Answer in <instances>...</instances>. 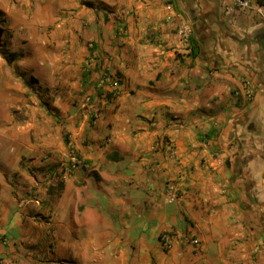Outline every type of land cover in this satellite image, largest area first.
Segmentation results:
<instances>
[{"label": "crops", "instance_id": "1", "mask_svg": "<svg viewBox=\"0 0 264 264\" xmlns=\"http://www.w3.org/2000/svg\"><path fill=\"white\" fill-rule=\"evenodd\" d=\"M103 2L124 32L101 10L110 27L94 26L82 53L94 60L75 68V93L94 100L112 76L98 119L0 92V264H72L81 239L128 245L145 228L155 238L172 228L176 243L193 230L203 264H264V0ZM65 135L88 166L57 191Z\"/></svg>", "mask_w": 264, "mask_h": 264}, {"label": "rangeland", "instance_id": "2", "mask_svg": "<svg viewBox=\"0 0 264 264\" xmlns=\"http://www.w3.org/2000/svg\"><path fill=\"white\" fill-rule=\"evenodd\" d=\"M103 1L0 0V92H7L16 100L27 97L30 107L41 105L52 116L57 111L60 114L74 111L76 107L78 111L90 114L88 117L98 119L101 103L106 101L100 97L94 100L90 94L83 93L89 97L86 101L85 96L75 93V68L81 60L88 61L87 64L94 60L87 52L84 57L82 54L91 47V38L98 31L94 26L98 28L104 24L102 31L108 30L112 23L121 26L116 22L120 9L112 7L105 11L107 5ZM101 10L108 15V20L113 19L110 24L98 23ZM119 30L123 33L124 26ZM10 53H16V57L8 63L6 58ZM75 94L82 95L81 99ZM19 103L13 111L19 110ZM65 137L68 154L69 147L74 150L75 147L71 136ZM67 162L68 155L60 172ZM163 202L166 205L176 203H167L166 190ZM164 231H171L177 240L172 228L161 231L159 236ZM192 231H185L186 243L174 241L169 251L161 248L159 238H155L149 228H145L143 234H138V239L128 245L92 246L83 244L81 239L75 245V263L72 264H120V260L115 259L119 257V250L123 255L121 264H203L199 261L201 253L189 244L191 238H196ZM80 235L84 239L87 232L80 231ZM65 264L71 263L66 261Z\"/></svg>", "mask_w": 264, "mask_h": 264}, {"label": "built area", "instance_id": "3", "mask_svg": "<svg viewBox=\"0 0 264 264\" xmlns=\"http://www.w3.org/2000/svg\"><path fill=\"white\" fill-rule=\"evenodd\" d=\"M236 4L243 8H249L251 6L250 0H235ZM258 13L264 18V5H258L257 7ZM177 34L180 37V39L188 45L189 41V35H190V27L186 22H182L180 26L177 29ZM110 78L108 77H102V79L99 82V85L102 86L106 82H109ZM111 82V81H110ZM235 96H238L239 94L237 92L234 93ZM85 100L88 101L89 97L85 96ZM68 162L66 167H64L61 170L59 179L63 181L72 170L75 168H86L88 165L84 162L83 159L79 157V155L76 153V151L69 147L68 150ZM166 190V201L167 203H174L178 199L177 191L175 190V186L173 184L168 183L165 187ZM174 234L171 231H164L159 236V243L163 250L169 251L174 243ZM189 244L194 250L200 249V242L196 238H191L189 240Z\"/></svg>", "mask_w": 264, "mask_h": 264}, {"label": "trees", "instance_id": "4", "mask_svg": "<svg viewBox=\"0 0 264 264\" xmlns=\"http://www.w3.org/2000/svg\"><path fill=\"white\" fill-rule=\"evenodd\" d=\"M189 43H190V47H191L189 53L191 55H193L194 54V41L192 39H189ZM91 44H92V47H94L93 46L94 44L93 43H91ZM92 47H90L89 50H91ZM15 57H16V53H10L7 56V58H6V61L8 63H10ZM115 76H117V74ZM102 77L111 78L112 76L109 75L108 73H105L104 75H102ZM95 87H96V90H97V96L100 97V98H102V99H104L106 102L110 101L115 96V94H116L115 91H112V92H103V91H101L100 88L103 87V85L100 86L98 82L96 83ZM88 120H89V123H91V122H93L94 117L93 116H90ZM67 142H68V140L65 137V143H67ZM60 173L58 174L57 179H59ZM62 183L63 182L59 179V181H58V183L56 185L57 191L62 187Z\"/></svg>", "mask_w": 264, "mask_h": 264}]
</instances>
